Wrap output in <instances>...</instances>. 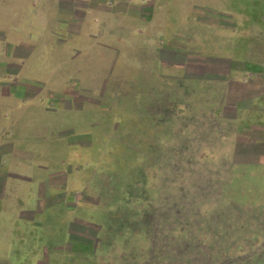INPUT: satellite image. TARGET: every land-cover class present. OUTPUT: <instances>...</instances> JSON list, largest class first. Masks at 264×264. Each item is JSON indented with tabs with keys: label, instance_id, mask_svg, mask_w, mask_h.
<instances>
[{
	"label": "rangeland",
	"instance_id": "1",
	"mask_svg": "<svg viewBox=\"0 0 264 264\" xmlns=\"http://www.w3.org/2000/svg\"><path fill=\"white\" fill-rule=\"evenodd\" d=\"M162 2L161 41L91 15L62 46L56 0H30L0 42V200L48 234L45 264H264V120L226 83L264 52V0Z\"/></svg>",
	"mask_w": 264,
	"mask_h": 264
},
{
	"label": "crops",
	"instance_id": "2",
	"mask_svg": "<svg viewBox=\"0 0 264 264\" xmlns=\"http://www.w3.org/2000/svg\"><path fill=\"white\" fill-rule=\"evenodd\" d=\"M27 1L30 0H0V33L2 34V41L0 42L2 44L9 43L14 33L21 32V29L15 26L16 19ZM31 1L34 3L38 0ZM106 1L110 2L108 6ZM158 1L159 3L156 4V0H56V8L51 13L56 15L58 19L59 16L64 17V21L59 22L60 24L56 26L58 43L69 48L71 45L75 46L76 44L78 45L77 48H84L87 44L89 45L91 37L86 35L85 32L88 26V18L91 15H108L114 17V19L118 18L115 25L129 22L131 31L137 32V37L140 36L141 38L144 36L151 38L152 30H158L161 41L167 33L168 20L166 17L174 15L178 9H169L166 4H163L162 1L164 0ZM185 12L186 9H184V12L179 11V15L184 14L187 16ZM247 13L243 11L238 15H246ZM261 15L263 16L264 13ZM126 17H129V19H126ZM184 24L186 23L184 22ZM60 25L61 27H59ZM19 36L24 40L21 34ZM25 37L26 42H31V39H34L33 37ZM80 40H82L81 43H79ZM238 52L234 47L232 48L233 56H236ZM137 64L138 60L134 65ZM242 65V69H235L233 66L234 68L232 67L228 71L227 76L229 77H227L226 83L233 81L239 84V88L242 89L239 98L232 102L231 107L240 116L263 121L264 119L261 120V118H264V92L260 93L259 91V94H250L249 85L255 81L264 82V52L253 54L248 47ZM133 77L134 81L136 80V83H138L139 72L136 71V76ZM54 94H57V91ZM0 95L3 96V99L7 98L9 101L10 88L0 87ZM261 113L263 116L258 115ZM22 208L24 206L19 199L0 200V264L48 263V261H45V256H50L53 250L47 242L48 234L35 231L33 224L31 231L28 232V224L21 215Z\"/></svg>",
	"mask_w": 264,
	"mask_h": 264
}]
</instances>
